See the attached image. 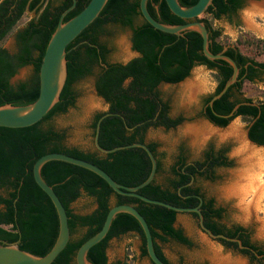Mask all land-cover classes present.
<instances>
[{"label": "trees", "instance_id": "16d2710c", "mask_svg": "<svg viewBox=\"0 0 264 264\" xmlns=\"http://www.w3.org/2000/svg\"><path fill=\"white\" fill-rule=\"evenodd\" d=\"M89 0H76L75 6L63 17L66 21L79 12ZM197 0H179L188 6ZM244 0H212L205 12L213 18H230L240 9ZM72 4L63 0L61 5L46 7L37 20H31L18 33V51L14 54L0 45V105H13L33 102L39 92V68L45 47L55 30L61 13ZM33 6H29L32 9ZM147 8L157 20L179 24L187 21L171 12L165 0H148ZM24 13V7L10 15L8 7L0 6V41L11 31L16 21ZM209 32V50L232 57L239 66L237 80L209 105L212 95L218 93L232 74V66L224 59H209L202 52L201 35L192 29L181 34L169 33L153 27L146 21L139 8V0H107L99 15L85 27L66 47V77L59 93V99L36 123L25 127L0 126V240L16 242L24 250L44 255L56 240L59 228L56 209L48 195L33 178L32 167L35 160L47 152L66 154L91 161L104 169L119 183L133 186L142 182L149 174L151 162L141 147H128L103 154L95 147L88 151L64 143L66 132L55 128L51 120L67 111L75 102L72 85L78 79L92 74L95 76V89L107 103V109L94 114L90 127L94 138L97 120L105 112L113 114L100 121L98 142L104 148L125 145L133 142H146L145 133L149 127L159 125L175 126L181 118L166 116L168 104L155 90L159 81L178 82L187 77L195 65H205L214 70L217 84L212 93L203 101V115L214 124L227 125L240 116L246 121L247 135L254 143L264 145V100L243 97L244 81H261L254 71V65L264 66V60H257L243 53L237 46H230L220 40V31L211 22L200 16ZM138 20V21H137ZM109 24H118L131 29L132 48L140 56L126 62H109V48L100 41V35ZM32 65L33 74L28 81L10 83L16 70L24 65ZM127 79H129L128 82ZM238 104L233 114H229ZM156 157L155 177L138 192L178 206H198L204 224L213 233H223L238 238L244 247L238 248L236 241L218 238L226 247L236 249L249 256L252 262L264 264V250L251 243L249 232L242 225H226L221 221L223 208L214 207L213 198L199 205L198 195L204 196L201 188L191 181L204 177L213 178L214 170L230 166L231 160L225 155H216L212 148L204 151L202 159L188 161L182 152L168 167L170 177L166 183L157 181L159 171H164L159 159L157 144L147 142ZM223 151V150H220ZM225 152V151H223ZM41 175L50 184L66 208L70 238L66 246L50 264H76L78 247L88 237L97 232L103 224L111 205L129 203L146 219L154 240L158 256L166 264H188L183 261L173 263L162 252L157 240H175L190 245L191 241L180 227L175 226L177 211L165 206L149 203L136 196L115 192L108 183L96 173L84 167L61 160H49L41 167ZM82 194L94 199L95 208L85 214L75 213L70 204ZM198 218L196 212H191ZM78 227L84 229L82 235L73 238ZM135 232L141 239L140 255L147 256L145 237L138 220L127 212H119L113 218L103 239L91 246L87 259L93 264H122L109 261L106 248L108 241L127 232ZM248 245V247H245ZM249 248V249H248ZM251 250V251H250ZM254 251V252H252ZM261 255V258L258 256ZM151 262V261H150ZM151 264H153L151 262Z\"/></svg>", "mask_w": 264, "mask_h": 264}, {"label": "rangeland", "instance_id": "374dc122", "mask_svg": "<svg viewBox=\"0 0 264 264\" xmlns=\"http://www.w3.org/2000/svg\"><path fill=\"white\" fill-rule=\"evenodd\" d=\"M260 1L263 0H244L242 7L230 18L215 19L209 13L200 16L207 18L211 26L220 31L221 42L237 46L243 53L263 61L264 10L254 5ZM33 17L32 12L24 13L14 28L0 41V45L9 53H15V34ZM100 41L109 48L107 59L111 62H126L136 56L129 27L109 24L100 35ZM97 71L98 67H94L92 74L73 83L74 104L51 120L55 128L66 132L64 143L67 146H77L88 151L94 148L90 123L96 112L107 109V103L95 89ZM32 74V65L21 66L10 78V83L16 85L18 82L28 81ZM216 84L214 70L204 65H195L189 75L179 82L161 83L158 86L159 93L168 101L170 115L180 116L181 121L172 129L151 127L146 131L145 139L156 142L164 169L175 160L179 152H182L188 161H193L202 159L204 151L210 148L225 151L231 165L217 167L213 178L198 177L195 183L206 196L214 199L217 206L223 208V223L228 226L243 225L249 230L251 240L264 248V146L252 143L247 138V123L240 116L233 118L225 126L214 125L202 117L204 98L213 92ZM242 92L243 97H250L255 101L264 100V80L244 81ZM202 123H207L214 130L197 132L198 128L203 127ZM246 142L259 150L257 156L252 157V150L243 148ZM254 163H259V168L255 171L249 169ZM250 172L255 175L252 186L245 177L246 173ZM166 176L164 171H160L156 177L157 181L165 184ZM239 186L244 188V191H241L243 189H239ZM0 192H3L2 189ZM95 206L94 199L85 194L70 204L71 209L78 214L89 213ZM175 226L182 229L191 241L190 245L172 239L167 242L157 240L164 255L173 263L183 261L188 264H257V261L251 262L239 251L226 247L218 238L210 237L199 226L198 218L191 212H178ZM82 230L77 228L72 237H79ZM140 245L139 235L132 231L113 237L106 248L108 259L119 260L122 264H151L147 256L140 255Z\"/></svg>", "mask_w": 264, "mask_h": 264}, {"label": "water", "instance_id": "95a60500", "mask_svg": "<svg viewBox=\"0 0 264 264\" xmlns=\"http://www.w3.org/2000/svg\"><path fill=\"white\" fill-rule=\"evenodd\" d=\"M107 0H89L87 4L75 15L63 21L64 15L71 10L76 3V0H72V4L65 9L59 19L55 30L52 32L49 41L45 47V51L42 57V61L39 68V92L37 98L27 104L13 105L5 103L0 105V126L5 127H25L38 122L49 109L59 99V93L63 86L66 77V47L67 45L85 28L87 27L100 13ZM148 0H139V8L143 18L148 21L153 27L165 32L181 34L183 30L192 29L196 30L202 38V52L209 59L221 58L229 62L232 66V74L230 78L225 82L222 89L212 95L209 100V105H212L213 100L220 97L228 87L237 80L239 66L236 61L229 55L224 53L226 46L221 52L213 53L209 50V32L204 21L198 19L202 15L206 8L212 3V0H197L195 3L185 6L182 5L179 0H165L172 13L180 18H184L187 21L179 24H169L161 22L155 19L147 8ZM238 104L235 105L233 110L226 115L230 116L236 109ZM113 114L111 112H105L97 120L95 126V134L93 138V144L95 149L99 152L106 154L118 149L128 147H141L147 153L151 167L148 176L140 183L128 186L114 180L104 169L96 165L95 163L66 154L64 152H47L39 156L32 167L33 178L37 185L48 195L51 199L58 216L59 228L55 242L50 250L44 255H37L27 250L21 249L16 242H6L0 240V264H50L61 250L66 246L70 238V230L68 224V215L65 206L60 200L53 187L48 184L41 175L42 165L49 160H61L66 161L86 169L99 175L103 178L108 185L117 193L123 195H131L140 198L149 203H155L167 208L173 209L177 212L187 211L196 212L198 214L199 226L212 238H222L225 240L236 241L239 248L244 247L241 241L235 237H229L223 233H213L203 222L201 210L198 206H178L159 199L147 197L138 192V190L144 185L148 184L156 175L157 161L151 149L146 142H133L125 145H117L111 148H104L98 142V133L100 121L107 115ZM246 136L247 135L246 130ZM254 143L251 139H249ZM256 144V143H255ZM258 145V144H257ZM264 146V145H259ZM193 179V177H192ZM200 203L202 201L201 196L198 195ZM119 212H127L133 215L140 223L144 237L145 246L149 260L153 264H166L156 253L154 247V240L150 227L143 217V215L135 208L134 205L129 203H120L111 205L106 213L100 229L88 237L78 247L75 254L76 264H93L87 259V252L91 246L98 243L103 239L111 225V222L115 215Z\"/></svg>", "mask_w": 264, "mask_h": 264}, {"label": "flooded vegetation", "instance_id": "af4514ba", "mask_svg": "<svg viewBox=\"0 0 264 264\" xmlns=\"http://www.w3.org/2000/svg\"><path fill=\"white\" fill-rule=\"evenodd\" d=\"M63 0H0V6L1 5H3V7H8V12L10 13V15H13V14H15L16 12H17V9H18V7H21V6H23L24 7V13H26V12H32V14L34 15V17L33 18H31L30 20H28V22H26L25 23V25L21 28V29H19L17 32H16V34H15V41H16V46H17V51H18V33L22 30V29H24L27 25H28V23L31 21V20H37L38 18H39V16L43 13V11L45 10V8L46 7H48V8H50V10H51V8H53V7H55V6H58V5H61V2H62ZM33 6V8L32 9H29V6ZM23 13V14H24ZM23 14L20 16V18L16 21V23H15V25L17 24V22L21 19V17L23 16ZM14 25V26H15ZM14 26H13V28H14ZM12 28V29H13ZM11 29V30H12ZM230 46H232V45H230ZM4 47V46H3ZM227 48V47H226ZM16 51V52H17ZM135 51V53H136V56H134V57H138V56H140V52L139 51H137V50H134ZM15 52V53H16ZM108 53H109V51H108ZM108 53H107V55H108ZM14 54V53H13ZM134 57H132V58H134ZM132 58H130V59H132ZM129 59V60H130ZM129 60H127V61H129ZM107 61H109L108 59H107ZM109 62H111V61H109ZM113 63V62H112ZM205 66V65H204ZM255 66V68H256V70L254 71V73H255V75L258 77V78H260V79H262L261 81H263L264 80V66H257V65H254ZM129 81V79H127V82ZM179 82V81H178ZM249 82H251V81H249ZM161 83H176V82H166V81H159L157 84H156V86H155V90H157L158 92H159V88H158V86L161 84ZM160 96H161V94H160ZM162 97V96H161ZM162 99L164 100V101H166L167 102V104H168V109H167V112H166V116H168L169 118H171V119H176V118H179L180 116H172V115H170V112H169V103H168V101L166 100V99H164L163 97H162ZM105 101V100H104ZM202 117H204L208 122H210V123H212V124H214L212 121H210L207 117H205L204 115H203V106H202ZM181 118V117H180ZM179 124V123H178ZM177 124V125H178ZM177 125H175V126H166V125H159V126H157V127H162V128H164V129H172V128H175ZM214 125H216V124H214ZM217 126H219V125H217ZM149 128H151V127H149ZM145 141H146V143L147 142H151V141H147L146 139H145ZM214 150V149H213ZM214 154H216V155H225V152H223V151H220V150H214ZM158 157H159V159H160V156L158 155ZM161 160V159H160ZM162 163V162H161ZM173 163V162H172ZM171 163V164H172ZM171 164H169V165H171ZM169 167V166H168ZM168 167L167 168H165L164 169V172L166 173V177L168 178V177H170V172L168 171ZM221 167H223V166H221ZM225 167V166H224ZM160 172V171H159ZM158 172V173H159ZM193 181H196V179L193 177V179H192V177H191V181L190 182H193ZM204 194V193H203ZM200 196V195H199ZM201 198H202V201H201V203H200V199H199V205H201L203 202H207V200H208V198H212V197H208V196H206L205 194H204V196H201ZM214 200V199H213ZM214 207H217V205L215 204V201H214ZM203 217V216H202ZM236 225H240V224H236ZM231 226V225H230ZM243 226V225H242ZM244 227V226H243ZM79 229H81V227H78ZM246 228V227H245ZM83 229V228H82ZM83 231H84V229L82 230V233H83ZM246 232H249V230L246 228ZM82 233L80 234V236L82 235ZM79 236V237H80ZM118 237V236H117ZM249 239H250V242L251 243H255V242H253L252 240H251V238H250V233H249ZM109 242V241H108ZM241 244H242V242H241ZM108 245V244H107ZM238 245V244H237ZM245 247H248V245H245ZM231 248V247H230ZM238 248H239V246H238ZM261 249H263L264 250V248H262V247H260ZM231 249H233V248H231ZM240 249V248H239ZM249 249V248H248ZM236 250V249H235ZM251 251V250H250ZM252 252H254V251H252ZM243 256H245V257H247L248 258V260H250V258H249V256L248 255H246V254H243V253H241ZM261 255H259L258 256V258H261L260 257ZM251 261V260H250ZM252 262V261H251Z\"/></svg>", "mask_w": 264, "mask_h": 264}, {"label": "bare ground", "instance_id": "6f19581e", "mask_svg": "<svg viewBox=\"0 0 264 264\" xmlns=\"http://www.w3.org/2000/svg\"><path fill=\"white\" fill-rule=\"evenodd\" d=\"M255 6H257L258 8H260V9H262V10H264V0L263 1H260V2H258V3H255L254 4ZM202 128L200 129V128H198V130H197V132H202V131H205V129H207L206 131H213L214 130V128H212L211 126H209V125H207V123H202ZM200 130V131H199ZM243 148L244 149H246V150H248V151H251V156L252 157H255V156H257L258 154H259V150H257V149H255L254 147H252L249 143H245V144H243ZM251 158V157H250ZM259 168V163H254L253 164V166H250L249 167V169H251V170H256V169H258ZM253 172V171H252ZM252 172H250V173H246V178H247V182L249 183V185L250 186H252L253 185V181H254V178H255V175H253L254 173H252ZM253 182V183H252ZM242 185V184H241ZM244 186V185H243ZM242 186V187H243ZM247 186V185H246ZM245 186V187H246ZM248 187V186H247ZM255 187V186H254ZM239 189H243V190H241V191H244V188H241V186H239ZM245 189H247V188H245ZM238 191V190H237ZM240 191V192H241Z\"/></svg>", "mask_w": 264, "mask_h": 264}, {"label": "crops", "instance_id": "0c3cea01", "mask_svg": "<svg viewBox=\"0 0 264 264\" xmlns=\"http://www.w3.org/2000/svg\"><path fill=\"white\" fill-rule=\"evenodd\" d=\"M137 258L139 259V255H137ZM149 261V260H148Z\"/></svg>", "mask_w": 264, "mask_h": 264}]
</instances>
